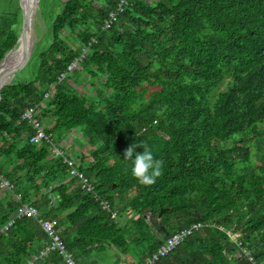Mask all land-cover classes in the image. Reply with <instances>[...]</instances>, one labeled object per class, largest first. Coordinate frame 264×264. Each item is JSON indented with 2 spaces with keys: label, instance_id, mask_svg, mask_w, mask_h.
<instances>
[{
  "label": "trees",
  "instance_id": "1",
  "mask_svg": "<svg viewBox=\"0 0 264 264\" xmlns=\"http://www.w3.org/2000/svg\"><path fill=\"white\" fill-rule=\"evenodd\" d=\"M120 1L56 0L26 63L33 78L19 71L2 89L0 226L29 204L76 263L139 264L200 223L154 264H264V0H127L105 29ZM22 28L21 1L0 0V62ZM76 61L88 96L68 72ZM33 106L57 142L82 135L87 150L65 155L94 192L50 143L31 142ZM142 141L164 162L148 187L123 160ZM50 246L37 219H19L0 236V264H67Z\"/></svg>",
  "mask_w": 264,
  "mask_h": 264
},
{
  "label": "built area",
  "instance_id": "2",
  "mask_svg": "<svg viewBox=\"0 0 264 264\" xmlns=\"http://www.w3.org/2000/svg\"><path fill=\"white\" fill-rule=\"evenodd\" d=\"M128 2L127 0H121L118 3L117 10L113 11L109 14V17L105 21V29H109L114 22L117 20V16L119 13H121L125 6H127ZM86 50L84 51V53ZM77 65V61L74 62L72 65L69 66L68 72L72 71L73 68H75ZM67 76V73L61 74L59 77V81H62ZM39 113L40 109L38 106L29 107L25 110L24 114L22 115V119L25 121H28L35 133L31 137V142L33 144L39 145L44 141H47L52 145V152L54 157H63L65 163H67L71 168V175L73 177L78 178V182L80 186L87 190L88 192H94V186L91 184L90 180L86 177V175L79 171L77 168V162L74 161L73 158H69L65 155L66 147L69 144V140H63L62 142H57L54 137L51 135H48L45 131L41 121L39 120ZM1 187L7 189V188H13V186L9 183L7 180H3ZM55 198H58V196H54ZM105 209H109V203L107 201L102 202ZM116 216V213L113 214V217ZM35 218L38 220L40 226L42 229L48 234V236L51 239V246L49 249L51 250H57L60 251L61 254H63L64 258L66 259L67 264H78L74 260L73 254H71L65 247V244L63 243L61 237L59 236L55 223L53 221L44 219L40 217L39 210L32 205H23L21 206L15 215L4 225L0 226V236L6 233L13 225L14 223L22 218ZM201 227L200 223H196L191 225L189 228H185L175 234H173L171 237L166 239L165 243L157 249L152 255L147 257L144 261H142L139 264H154L157 261L161 260L162 258L167 257L171 252H173L181 243H183L188 237H190L194 232L198 231ZM45 253L43 252L41 256H43ZM37 259V257H35ZM27 264H34L33 261H29Z\"/></svg>",
  "mask_w": 264,
  "mask_h": 264
},
{
  "label": "rangeland",
  "instance_id": "3",
  "mask_svg": "<svg viewBox=\"0 0 264 264\" xmlns=\"http://www.w3.org/2000/svg\"><path fill=\"white\" fill-rule=\"evenodd\" d=\"M56 0H43L42 2L40 1L39 6L37 8V11L34 16V45L33 49L40 43L42 37L44 36L46 29H48L49 24H50V19L52 16H54V13L57 12V4L55 2ZM44 47L41 46V48ZM36 64H26L24 68L20 70V73L18 74V79L22 82L24 81H29L33 78V74L36 70ZM73 75L72 81L74 83L75 81V87L81 93L85 94L88 96L91 92V87L88 84L87 78L84 80H79L76 79L79 74V70L77 68H74L73 71L71 72ZM88 84L86 87L85 85ZM85 87V88H84ZM216 94V91L214 92V95ZM218 94V93H217ZM213 95V96H214ZM43 127L46 128V124L43 125ZM69 140V145H71L72 149L68 152L70 157H75L74 154L79 153L81 150H87L86 143L84 142V139L81 134L78 132H74V135H69L66 137L65 140ZM56 140V138H55ZM67 146V147H68Z\"/></svg>",
  "mask_w": 264,
  "mask_h": 264
},
{
  "label": "water",
  "instance_id": "4",
  "mask_svg": "<svg viewBox=\"0 0 264 264\" xmlns=\"http://www.w3.org/2000/svg\"><path fill=\"white\" fill-rule=\"evenodd\" d=\"M22 5L23 28L15 47L9 51L0 62V101L2 89L11 83L17 72H19L27 63L29 55L34 45V16L41 0H20ZM20 55L16 59H10V55L18 48ZM163 209L160 215L163 214Z\"/></svg>",
  "mask_w": 264,
  "mask_h": 264
},
{
  "label": "clouds",
  "instance_id": "5",
  "mask_svg": "<svg viewBox=\"0 0 264 264\" xmlns=\"http://www.w3.org/2000/svg\"><path fill=\"white\" fill-rule=\"evenodd\" d=\"M137 148H143L142 153L136 152ZM135 158L133 159V156ZM123 160L130 162L132 165L131 173L134 178L143 186H152L157 179L163 174L164 162L155 159L151 150L144 144V142L132 143L123 153Z\"/></svg>",
  "mask_w": 264,
  "mask_h": 264
},
{
  "label": "bare ground",
  "instance_id": "6",
  "mask_svg": "<svg viewBox=\"0 0 264 264\" xmlns=\"http://www.w3.org/2000/svg\"><path fill=\"white\" fill-rule=\"evenodd\" d=\"M23 42L20 43L18 48L10 55V59H16L20 55V48L22 46Z\"/></svg>",
  "mask_w": 264,
  "mask_h": 264
}]
</instances>
